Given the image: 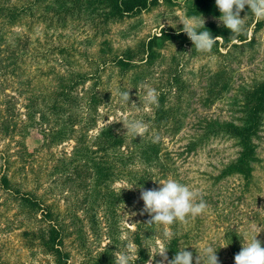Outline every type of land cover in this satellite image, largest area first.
<instances>
[{
    "label": "rangeland",
    "instance_id": "obj_1",
    "mask_svg": "<svg viewBox=\"0 0 264 264\" xmlns=\"http://www.w3.org/2000/svg\"><path fill=\"white\" fill-rule=\"evenodd\" d=\"M31 1L0 0V264H56L42 233L48 226L38 222L39 214L26 212L28 206L20 203L12 188L36 191L52 205L54 212L69 208L77 211L81 207L77 203L80 189L69 183L64 187L63 178L58 179L60 173L53 167L56 158L70 153L75 142L47 141L52 121H43L40 116L42 111L50 115L47 104L78 72L94 76L76 89L80 96L86 91L87 94L100 91L108 98L100 105L99 112L103 115L98 127L117 121L124 128L125 119L150 123L154 109L160 106L162 93L169 102L181 100L184 122L174 137L168 133L164 136L163 151L167 152V158L163 166L156 168L155 188L160 187L157 183L161 180L172 177L199 189L208 210L195 219L189 218L186 224L177 221L169 226L159 225V239L142 238L140 249L147 256L142 264L150 259L152 264H159L157 240L167 246L169 259L186 247L195 257L203 247L211 245L217 250L219 264H235L229 243H242L246 232L258 234L257 239L264 242V123L256 141L259 161L254 163L251 182L239 173L216 179L224 165L240 151L233 138L220 134L189 149V144L205 130L217 132L225 125L223 122L239 123L248 88L264 81V24L254 31L255 22L247 16L245 34L250 44L233 36L228 43L221 38L211 52L216 59L209 60L208 54L198 52L191 40L182 44L180 34L175 32L183 31L182 22L186 18L199 15L205 20V29L209 25L224 26L219 20V9L206 13L193 7L190 0H158L138 15L117 17L110 15V8L99 0H82L72 13L60 17L48 14L42 20V6L34 8V5L35 15L29 13L17 24L10 25L2 15L3 6L26 7ZM51 1L45 0V4ZM240 15L242 19L246 16L242 12ZM167 28L174 31L175 38L157 47L152 61L141 62V58H146L143 51H137L141 44ZM128 51L135 52L136 64L122 68L114 62L115 58ZM176 70L185 82L180 94L169 80ZM222 71L227 72V80L212 84ZM141 83L149 84L159 93L158 106L151 111H143L145 91L139 87ZM126 89L130 95L128 106L119 103L115 95L117 90ZM174 94L180 99L176 101ZM133 103L141 111L130 109ZM4 177L10 186L5 184ZM122 181L114 183V187L128 186ZM141 203L123 213L120 242L107 237L106 233L112 235L114 230L106 226L103 218L97 225L83 220L81 228L66 219L65 229L70 236L65 248L72 254L70 264H94L96 258L89 261L85 256L87 249L100 252L108 249L103 256H114L115 251L123 250L128 239L134 241L130 231L135 225L131 221L140 220L144 209ZM175 230L179 238L172 242ZM165 231L172 234L170 238L164 237ZM170 250L176 252L172 254Z\"/></svg>",
    "mask_w": 264,
    "mask_h": 264
},
{
    "label": "trees",
    "instance_id": "obj_2",
    "mask_svg": "<svg viewBox=\"0 0 264 264\" xmlns=\"http://www.w3.org/2000/svg\"><path fill=\"white\" fill-rule=\"evenodd\" d=\"M70 1L52 0L50 3L45 4V0H32L26 7L7 5L3 6L1 10L2 15H5L8 19V23L13 25L29 13L35 15L34 8L42 6L40 16L43 20L48 14L60 17V15L72 13L71 10L80 6L79 3L82 2V0H75L70 4L72 6H69ZM99 1L110 8V15L117 17L138 15L158 2V0ZM190 3L193 7H197L206 13L218 11L215 0H190ZM33 5L34 8H32ZM242 14L251 17V20L253 19L256 25L254 31L264 24V21H258L247 7L242 11ZM206 30L212 34L213 38L222 37L225 43L233 39V34L225 26L215 27L209 25ZM173 34L174 31L170 28L163 29L161 35L152 36L144 44H141L137 51H143L146 58H141L140 61L143 63L152 61L157 54L156 48L160 47L163 42L175 38ZM175 34H180L182 44L185 41H190L183 31H177ZM236 38H240L243 43L250 44L247 34H241ZM134 53L128 51L123 55H118L114 62L122 68L132 67L136 64ZM217 74L218 77L211 81L212 84L227 80L226 71ZM171 75L169 80L172 81V85L176 86V93L180 94V89H183L185 82L180 78L178 70L175 73L172 72ZM91 77L94 76L86 72H78L75 77H70L63 87L55 92L56 94L52 98L53 101L47 104L53 119L50 118L47 112L42 111L40 114L43 121L48 123L52 121L49 133L51 136L46 138L47 141L49 140L52 143L53 141L62 142L69 139L75 142L70 153H65L63 156L56 158L53 167L55 171L60 173L58 179L63 178L64 187L69 183L80 189L81 195L77 199V203L81 207L77 208V211L69 208L64 209L62 212H54L52 205L47 204L43 196L36 191L25 190L20 187L12 188L16 196L19 197L20 203L28 206L27 209L29 210H26V212L28 214H39L38 222H43L48 226L42 230V233L44 240L49 245L51 254L56 258V264H70L69 261L72 258L70 250L65 248L70 236V233H67L65 229L68 228L65 223L68 218L71 223L76 225V228L82 227L83 220H86L89 224L97 225L103 218L106 226L110 230H114L112 235L106 233L110 241H122L123 238L120 235L122 233L121 218L123 213L142 204L140 199L141 189L155 188L158 181L156 168L163 166V161L167 158V152L163 151L164 136L168 133L174 137L183 124L185 117L182 113L181 100L177 101L178 95H173L177 102H169L165 93H162L159 96L160 106L154 109L153 118L149 123L150 131L143 138L126 135L127 130L117 121L98 127V121L103 115L99 112L100 105L104 100L108 101L106 94L100 91H97L98 94L94 92L87 94L86 91V94L80 96L76 92V89L81 85H85ZM93 86H96V84ZM245 98L246 107L239 123L223 122L225 125L221 130L214 132L207 129L203 134L196 136L194 141L189 144V149L193 150L201 142H206V139L220 134L233 138L237 142L240 146L237 157L224 165L221 173L216 177L217 180L239 173L248 182H251L254 163L259 161L256 141L260 139V132L264 123V81L249 87ZM47 116L49 117L46 119ZM162 126H165V128L163 129ZM153 133H158L161 136L159 143L152 142L150 137ZM120 180L126 182L128 186L114 187V183ZM4 182L10 186L9 180L5 177ZM131 187L133 188L130 189ZM65 190L68 191L69 189H63L64 192H66ZM78 210H81V213ZM150 218L148 213H144L140 216L139 221H131L135 225V229L130 232L139 246L138 259L135 264H142L147 260L146 254L140 249L142 238L146 240L150 237L155 240L160 237L161 225L146 224ZM157 226H159V233H157ZM173 233L172 237L174 239L172 242H175L179 236H177L176 230ZM236 237V235L232 237L233 241ZM243 243H245L243 235L242 243H229L234 256L241 250ZM107 251L108 249H104L102 252L98 249H87L85 256L89 258V261L96 258L94 264H115L114 256H103L107 254ZM170 251L172 254L176 252V250ZM97 253L99 255L96 257L95 254Z\"/></svg>",
    "mask_w": 264,
    "mask_h": 264
},
{
    "label": "clouds",
    "instance_id": "obj_3",
    "mask_svg": "<svg viewBox=\"0 0 264 264\" xmlns=\"http://www.w3.org/2000/svg\"><path fill=\"white\" fill-rule=\"evenodd\" d=\"M215 4L221 13L219 20L230 30L233 38L247 31L245 27L247 15L243 19L240 15L245 7L250 9L257 20L264 19V0H215ZM182 24L183 32L191 40L195 49L200 53L208 54L207 59L215 60L216 57L211 55L212 48L222 37L213 38L212 34L205 29V20L200 15L186 18ZM200 28L204 30L198 31ZM139 87L145 91L143 111H151L153 106H158L157 90L147 83H141ZM115 95L119 97V103L129 105V89L117 90ZM132 108L141 111L140 106L137 107L135 103L131 105L130 109ZM122 123L127 130L126 135L143 138L150 131V124L143 119H125ZM150 138L153 143L161 141L158 133H153ZM157 184L160 185L159 188L141 189L140 199L143 201L144 209L140 214L148 213L151 217L146 224L169 226L177 221L186 224L189 218L195 219L207 212L208 205L199 189L183 184L172 177L163 179ZM163 235L168 239L172 234L165 231ZM257 236L258 234L249 235L247 232L243 234L245 243L234 256L235 264H264V242L258 240ZM157 243L160 244L156 254L161 258L159 264H194V262L195 264H219L217 250L211 245L203 247L195 257L192 252L185 250L186 247L169 259L167 246L161 244L159 240ZM138 251L139 246L128 239L123 250L114 252L115 264H135ZM147 264H152V260L150 259Z\"/></svg>",
    "mask_w": 264,
    "mask_h": 264
}]
</instances>
